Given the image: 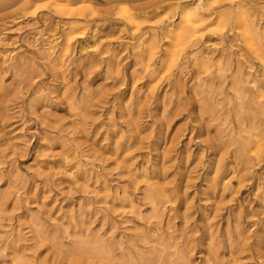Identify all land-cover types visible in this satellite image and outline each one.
Listing matches in <instances>:
<instances>
[{
  "label": "rangeland",
  "instance_id": "374dc122",
  "mask_svg": "<svg viewBox=\"0 0 264 264\" xmlns=\"http://www.w3.org/2000/svg\"><path fill=\"white\" fill-rule=\"evenodd\" d=\"M263 56L264 0H0V264H264Z\"/></svg>",
  "mask_w": 264,
  "mask_h": 264
},
{
  "label": "bare ground",
  "instance_id": "6f19581e",
  "mask_svg": "<svg viewBox=\"0 0 264 264\" xmlns=\"http://www.w3.org/2000/svg\"><path fill=\"white\" fill-rule=\"evenodd\" d=\"M183 9H185V8H183ZM58 12L62 13V11H60V10ZM182 13L183 14L181 15V17H182L181 21L179 22V24L178 23L175 25L173 24L174 26L172 27L173 28L172 30H173V32L175 31L174 34H176V36L180 35L182 37H185L186 35L190 34L191 32L196 31L198 28V24H197L196 20L194 21V19H192V17L195 15L194 12H192L190 10L189 11L186 10L185 12H182ZM123 16L128 22H132L133 24H136L138 26V24L136 23V18L134 17V15L129 14V13H123ZM258 33L259 32L256 30L253 31V38H254L253 40H255L257 42L259 47H261L260 46V43H262L261 42V36ZM50 52H53V50ZM255 144H256L257 148H259L260 143L258 142V140H256Z\"/></svg>",
  "mask_w": 264,
  "mask_h": 264
}]
</instances>
